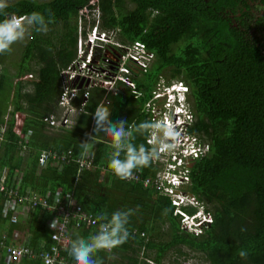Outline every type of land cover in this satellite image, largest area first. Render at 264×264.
Masks as SVG:
<instances>
[{
  "label": "trees",
  "instance_id": "1",
  "mask_svg": "<svg viewBox=\"0 0 264 264\" xmlns=\"http://www.w3.org/2000/svg\"><path fill=\"white\" fill-rule=\"evenodd\" d=\"M9 4V14L39 11L51 23L46 34L30 30L11 63L13 73L4 64L18 50L0 54V175L6 169L10 181L18 173L21 192L53 195L58 189L71 190L96 217L101 212L134 210L127 242L96 254L103 264H164L172 253L176 256L169 264H187L181 260L187 254L183 247L199 253L203 264H264V11L253 12L255 6H248V0H14ZM95 6L99 18L79 14L81 8ZM92 25L117 29V39L124 44L143 42L155 59L145 71L132 70L135 92L123 84L117 93L95 86L82 104L81 89L73 104L82 110L72 127H50L43 118L59 115L62 72L76 59L80 33ZM33 67L36 76L29 79ZM160 77H179L188 84L194 112L188 132L210 146L203 157L187 160L190 181L180 188L201 201L212 217L199 234L182 228L169 196L143 184L155 165L138 169V180H120L108 168L110 138L103 133L88 138L93 120L86 113L99 103L108 105L112 121L151 120L143 105ZM24 135H29L26 154L19 144ZM83 141L93 145L92 167L78 175L75 158L84 151ZM134 143L146 145V138L137 136ZM45 149L70 150V160L61 164L49 160L39 167L37 158ZM26 158L29 168L23 167ZM3 201L0 190V232L6 229L10 235L13 228H30L33 246L49 240L41 221L53 214L46 212L37 225L36 208L28 220L17 218L10 224L2 214ZM182 209L189 214L195 211L191 206ZM98 227L86 222L72 231L71 240L94 234ZM241 250L247 251L246 258L239 256ZM30 264L42 262L34 258Z\"/></svg>",
  "mask_w": 264,
  "mask_h": 264
},
{
  "label": "built area",
  "instance_id": "2",
  "mask_svg": "<svg viewBox=\"0 0 264 264\" xmlns=\"http://www.w3.org/2000/svg\"><path fill=\"white\" fill-rule=\"evenodd\" d=\"M92 12L89 7L79 10V14H86L94 18H99L100 9L96 6ZM97 25H93L87 30L86 36L80 38L78 43V53L76 59L63 70V86L58 98L60 113L58 116L49 114L43 120L53 128L72 127L75 122L74 116L82 110V107L75 106L73 100L82 91L83 101H86L91 87L100 86L107 92L116 93L117 84H124L135 91L136 84L132 78V70L145 71L152 61L154 54L146 49L143 42L135 40L130 43H122L117 39V29L100 30ZM84 45V46H83ZM99 51L96 56L94 51ZM78 82V85L75 83ZM79 84L80 87H79ZM138 94V93H137ZM151 99L144 103V107L151 113L149 118L155 119V112ZM168 105V103H166ZM178 116L176 117V119ZM29 135H24L23 140L19 141L22 150L28 146ZM187 137H180L179 144H183ZM147 146V140H146ZM209 143L202 142L196 135L189 138V141L182 147H177L173 152L162 154L161 157L152 162L156 166L153 175L146 177L144 185H150L160 192L169 196L174 205V212L182 216V228L198 233L200 227L190 221L191 217L181 208V205L190 203L195 205L198 201L193 196L181 191V186L190 181L189 170L186 166L189 158L203 157L209 151ZM71 151L57 152L55 150H42L38 155V165L42 166L47 161L52 160L56 164L68 162ZM79 165V170L90 169L92 167V155L84 151L75 158ZM140 178L139 170L135 171L134 178ZM20 180L14 177L8 181L6 170L0 176V190L3 192L4 201L2 214L8 216L9 221L15 222L18 213L24 207L30 209L39 208V211L49 212L52 215L50 220V237L48 241H42L39 248L32 250L24 244H7L8 234L4 231L0 234V248H5L6 259L35 258L45 264V258L54 259L55 264H73L68 256L66 248L71 241L72 231L80 228L88 222L89 225L99 226L93 212L85 210L71 190H56L53 195L47 192L41 195L27 189L19 191ZM9 212L11 215L9 216ZM206 218L211 221L212 217L207 213ZM52 225V226H51Z\"/></svg>",
  "mask_w": 264,
  "mask_h": 264
},
{
  "label": "clouds",
  "instance_id": "3",
  "mask_svg": "<svg viewBox=\"0 0 264 264\" xmlns=\"http://www.w3.org/2000/svg\"><path fill=\"white\" fill-rule=\"evenodd\" d=\"M9 6V0H0V15L4 17L0 19V54L11 52L12 45L24 41L30 29L44 34L50 30V17L46 19L45 15L39 11L25 15L9 14L6 12ZM95 7H90L92 12ZM86 33L83 34L84 37ZM189 92V86L183 79L160 77L149 98L154 103L155 119L138 124L135 122L129 124L123 118L112 121L110 119L112 113L105 103L97 104L94 111L86 113L91 115L93 120L89 140L98 137L101 133L110 138L109 146L112 151L108 168L117 178L120 180L133 179L136 170L149 167L162 154L173 152L177 147L184 146L191 136L196 135L188 132L189 125L194 121V112L188 97ZM137 136L145 137L147 146L143 143L135 144ZM185 136L187 139L183 144H179L180 137ZM80 146L87 153L93 145L88 141H83ZM197 201L195 205L190 203L181 205V208L183 206L195 208L191 214L186 212L191 217L190 221L196 223V227L201 228L198 233L188 230L194 234L201 233L203 227L212 221L206 218L208 212L202 202ZM133 214L132 209L115 210L110 215L101 212L96 217V220L100 221L98 231L87 237L77 236L69 242V246L65 249L73 264H103L102 259L96 254L100 251H111L127 242L129 237L127 225ZM181 219L180 215V222ZM247 255L246 250L239 252L241 258H246ZM45 264H55L54 259L46 257Z\"/></svg>",
  "mask_w": 264,
  "mask_h": 264
},
{
  "label": "crops",
  "instance_id": "4",
  "mask_svg": "<svg viewBox=\"0 0 264 264\" xmlns=\"http://www.w3.org/2000/svg\"><path fill=\"white\" fill-rule=\"evenodd\" d=\"M119 84H121V83H119ZM119 84H117V88H118V91L117 92H119L120 91V87L118 86ZM124 85V84H123ZM116 92V93H117ZM114 93V92H113ZM140 93H138L137 94V96L139 95ZM76 116V115H75ZM75 116H74V119H75ZM20 150L22 151V153L23 154H26L27 153V150H28V147H27V149L26 150H22L21 148H20ZM90 153H91V155H93V153L91 152V150L89 151ZM56 164V163H55ZM39 166V165H38ZM39 167H41V166H39ZM4 170H6V169H4ZM3 170V171H4ZM82 170V169H81ZM81 170H79V167H78V175L80 174V171ZM2 171V172H3ZM2 174V173H1ZM1 176V175H0ZM6 177H7V172H6ZM14 177H18L19 178V180H20V175L17 173L16 175H14L13 177H11V179H13ZM27 190V189H26ZM25 190V191H26ZM19 191H20V188H19ZM21 192V191H20ZM22 193V192H21ZM76 196V195H75ZM34 213V209H30V208H28V207H24L23 208V210L22 211H20L19 213H18V216H17V218L19 219H22V220H28V217H30L32 214ZM49 213V212H48ZM46 214V212H44V211H39V213H38V217L39 218H37V220H38V222H37V225H39V221H41V218L44 216ZM51 214V213H50ZM51 216V215H50ZM51 218H52V216L51 217H46V218H44L43 219V221H41V223H43L44 225H45V228L47 229V233L49 234V237H50V232H51V229H50V220H51ZM19 219V220H20ZM10 222V224L11 223H15V222H11V221H9ZM17 222V221H16ZM8 225L9 224H7L6 226H5V228H7L8 227ZM36 225V224H35ZM35 225L32 227V229H34V227H35ZM36 225V226H37ZM5 232V233H7L8 234V238H7V241H5L7 244H19V243H21V244H24V245H26V246H28L29 248H31L32 250H36V249H38L39 248V246H40V244H41V242L42 241H47V240H45V239H42V240H39V242H38V244L37 245H35V246H33L32 244H31V238H33V236H32V232L30 231V228H13V232L9 235V233H8V231L6 230V229H4V230H2L1 232ZM1 232H0V234H1ZM11 238V239H10ZM8 240H9V242H8ZM7 258V254H6V251H5V248H0V264H21V263H23V262H25V264H30V262L34 259V258H28V257H26V258H19V259H6ZM22 259H25V261H23ZM32 259V260H31ZM22 260V261H21ZM36 260V259H35ZM38 261H40L39 259H37ZM43 264V263H42Z\"/></svg>",
  "mask_w": 264,
  "mask_h": 264
},
{
  "label": "rangeland",
  "instance_id": "5",
  "mask_svg": "<svg viewBox=\"0 0 264 264\" xmlns=\"http://www.w3.org/2000/svg\"><path fill=\"white\" fill-rule=\"evenodd\" d=\"M12 1H14V0H9V2H12ZM89 29V27H86V31L85 32H87V30ZM31 30V29H30ZM30 30H29V33H28V35L26 36V39L24 40V41H22V42H18V43H16V44H14V45H12V50H11V52L12 51H14V50H18L16 53H18L17 54V56H15V55H13V57H10V59H7L6 60V63L4 64V66H6L7 68H8V70H9V72L10 73H13L14 71H15V67L14 66H12L11 65V63H14L16 60H17V58H18V55H19V50H20V48H21V46L25 43V41L27 40V38L29 37V34H30ZM85 35V34H84ZM84 35L83 34H81L80 33V36H79V38H78V41H77V51H76V54L78 53V51H79V49H78V43H79V41H80V38L82 37H84ZM84 46V45H83ZM11 52H10V54H11ZM15 52V51H14ZM93 53H95V51L93 52ZM8 54V53H7ZM99 54V53H98ZM3 66V65H2ZM0 68H1V66H0ZM62 75H63V72H62ZM28 76H29V79H31V78H33V77H35L36 76V73H35V67H33L32 68V70L28 73ZM165 78V77H164ZM166 79V78H165ZM26 89L27 90H30L31 89V85L30 84H28V83H26ZM143 108H144V110L145 111H147V109L144 107V105H143ZM29 166H30V162L27 160V158L25 159V161H24V163H23V167L24 168H29ZM183 249V251H185L187 254L186 255H182L181 257H184V258H186V259H183V258H181V260H185V262L184 263H190V264H203L204 262H203V258L200 256V254L199 253H197V252H194V251H191V250H188L186 247H183L182 248ZM169 256V257H168ZM176 256V254H173L172 253V255L171 254H168L166 257V261L164 262V264H169L167 261L168 260H170L171 258H174Z\"/></svg>",
  "mask_w": 264,
  "mask_h": 264
},
{
  "label": "flooded vegetation",
  "instance_id": "6",
  "mask_svg": "<svg viewBox=\"0 0 264 264\" xmlns=\"http://www.w3.org/2000/svg\"><path fill=\"white\" fill-rule=\"evenodd\" d=\"M248 6H255V7H252L253 12H255V13H256L257 9L258 10L260 9V13H257V14H262L264 11V8H263L264 2L261 0H254V1L248 0Z\"/></svg>",
  "mask_w": 264,
  "mask_h": 264
},
{
  "label": "water",
  "instance_id": "7",
  "mask_svg": "<svg viewBox=\"0 0 264 264\" xmlns=\"http://www.w3.org/2000/svg\"><path fill=\"white\" fill-rule=\"evenodd\" d=\"M81 84H79V87H80Z\"/></svg>",
  "mask_w": 264,
  "mask_h": 264
}]
</instances>
